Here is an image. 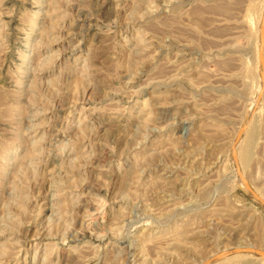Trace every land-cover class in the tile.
Returning a JSON list of instances; mask_svg holds the SVG:
<instances>
[{
	"label": "rangeland",
	"instance_id": "1",
	"mask_svg": "<svg viewBox=\"0 0 264 264\" xmlns=\"http://www.w3.org/2000/svg\"><path fill=\"white\" fill-rule=\"evenodd\" d=\"M263 10L0 0V264H264Z\"/></svg>",
	"mask_w": 264,
	"mask_h": 264
},
{
	"label": "bare ground",
	"instance_id": "2",
	"mask_svg": "<svg viewBox=\"0 0 264 264\" xmlns=\"http://www.w3.org/2000/svg\"><path fill=\"white\" fill-rule=\"evenodd\" d=\"M264 11V10H263ZM263 13V12H262ZM264 14V13H263ZM261 22H262V20H261ZM263 25H264V17H263ZM262 32V31H261ZM263 33H264V26H263V32H262V35H263ZM261 38V37H260ZM260 44V43H259ZM262 50H263V48H264V38L262 39ZM260 49V50H261ZM263 63V62H262ZM262 87V86H261ZM259 91V90H258ZM261 97V95L259 96V98ZM259 98H258V100H259ZM239 139V137L237 138V140ZM246 146V145H245ZM239 147V146H238ZM238 150V149H237ZM248 149H247V147L244 149V151L242 152V156L241 155H239V157L240 158H245L246 156H248ZM239 158V159H240ZM242 175V179L243 178H245L244 177V174H241ZM244 180V179H243ZM247 184V180H245V185ZM244 186V185H243ZM247 187V186H246ZM248 188V187H247ZM249 192H250V190H249ZM251 193V192H250ZM247 248H252V247H247ZM221 253H216V255H213L214 257H212L211 259H209V261L208 262H210V261H212V260H217L218 258H221V256H225V255H227L228 253L226 252V248L224 249V250H222V251H220ZM246 253H252V251H250V252H246ZM254 253V252H253ZM259 256H261L263 259H264V251H263V255L262 254H259ZM242 257V256H241ZM243 257H245V256H243ZM240 258V257H239ZM240 261H241V259H239ZM243 261V260H242ZM246 262V261H245ZM207 263V262H206ZM205 264V263H204Z\"/></svg>",
	"mask_w": 264,
	"mask_h": 264
},
{
	"label": "water",
	"instance_id": "3",
	"mask_svg": "<svg viewBox=\"0 0 264 264\" xmlns=\"http://www.w3.org/2000/svg\"><path fill=\"white\" fill-rule=\"evenodd\" d=\"M263 38H264V33H263V35H262V39H263ZM236 251H238V250H235V249H234L233 252H236ZM249 251H252V252H254V253H258V254H262V255H263V251L260 250V249H258V248H249ZM228 252H231V251H228Z\"/></svg>",
	"mask_w": 264,
	"mask_h": 264
}]
</instances>
